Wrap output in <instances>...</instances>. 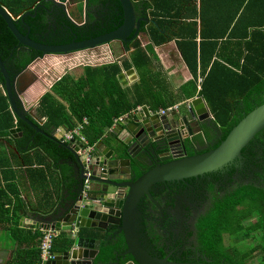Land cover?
Instances as JSON below:
<instances>
[{"label":"trees","instance_id":"trees-1","mask_svg":"<svg viewBox=\"0 0 264 264\" xmlns=\"http://www.w3.org/2000/svg\"><path fill=\"white\" fill-rule=\"evenodd\" d=\"M37 1L19 2L22 8L19 11L9 9L18 18L27 12L32 14L24 23L17 20V24L25 33L30 27V38L37 42L62 45L74 38L83 41L114 30L123 22L118 0L90 1L89 6L96 5V11L101 7L105 9L106 4L107 10L101 19L99 12L97 16L88 11L86 20L76 23L63 15L57 18L55 25L49 24L45 11L38 9L35 12L39 1L41 4L46 2ZM131 1L137 16H140V9L149 11L153 23L141 22L139 33L146 35L151 46L143 48L136 38L125 46L129 51L133 49L129 58L83 66L77 76L63 75L40 98L29 118L49 135L62 126L70 132L80 125L87 145L94 147L105 131L114 127L115 120L130 116L138 107H147L152 112L166 110L174 103L168 101L164 78L154 71L150 51L153 46L174 41L191 76L179 87L177 99L187 100L196 95L204 99L214 126L221 133L212 147L215 149L246 114L264 103V1L239 0L237 4L233 0ZM0 5L6 8L2 2ZM42 56V53L20 46L0 18V60L7 71L18 74ZM132 68L136 69L138 82L132 88L123 87L118 77L123 70ZM16 128L21 129L22 136L11 134ZM0 141L10 149L5 147L4 154L7 155L0 158V182H6L5 174L9 173L5 171L11 172L13 167L30 172L33 162L28 156L31 153L43 155L38 166H43L44 159L58 163L71 157L62 146H70V142L64 144L60 139L37 133L16 118L4 93L1 74ZM15 147L17 154L13 150ZM257 165L261 168V182L240 184L234 192L217 200L199 219L196 236L204 261L210 264H264V167ZM36 171L45 175L43 169ZM7 188L9 186L3 189L0 186V229L9 233L15 242H27L31 247L30 253L18 257V264H35L40 260L42 234L18 227L15 212L6 206L9 198L4 190ZM59 237L58 240H62L60 246L56 245L57 238L53 244L55 254L66 253L70 246L67 232L62 231ZM125 249L124 238L116 243H110L106 238L97 261L100 264L114 262L117 254ZM127 261L133 259L128 257Z\"/></svg>","mask_w":264,"mask_h":264},{"label":"water","instance_id":"water-1","mask_svg":"<svg viewBox=\"0 0 264 264\" xmlns=\"http://www.w3.org/2000/svg\"><path fill=\"white\" fill-rule=\"evenodd\" d=\"M49 1L57 9L66 12L68 0ZM118 2L123 11V22L120 26L93 36V38L83 41L74 39L72 42L62 45L37 42L30 38V27L27 28L26 33L18 28L17 20L20 19V22L24 23L26 17L32 16L30 12L18 18L0 5V18L10 28L19 45L42 53L41 59L45 55H68L114 42H120L126 47L130 45L138 38L140 23H153V20L145 13L137 16L131 0H118ZM39 7L41 5L37 6V8ZM29 68L30 66H27L22 72L13 75L6 70L4 63L0 60L4 93L18 120L28 124L37 133L55 139L53 134H47L29 118V111L22 101L28 86L21 84L20 77ZM118 78L123 86L127 82H138L134 69L121 73ZM35 80H37L36 76L33 81ZM202 125L215 127L213 116L201 96L188 101L185 113L172 111L165 115H157L151 114L146 107H142L138 114H131L124 122H120L112 130V134L117 135L126 149H107L108 154L101 153V159H94L90 181L95 189L90 190L91 195L88 193L86 199L78 194L77 197L72 196L70 199L63 200L51 212L43 216L42 219L53 222L51 228L67 232L70 238L67 252L56 254V261L48 264H96L101 242L95 237L98 233L105 232L108 224L119 226V231L123 234L127 246L124 257L130 256L135 264H179L168 262L166 259L152 258L143 249L136 230L138 204L141 197L144 194L149 195L148 189L154 184L195 178L222 170L234 161L240 162L242 151L249 146L255 135L264 129V103L246 114L215 149L210 146L207 151V147H204L196 150L199 153H204L187 157L186 146L192 148L197 146V139L203 133L200 127ZM185 127L186 133H184ZM18 133L19 136H22L19 128L11 131L15 137ZM70 144L74 147L62 146L74 158L82 183L85 179L82 176L81 159L77 156V152L82 146L74 140H71ZM179 150L184 155L176 153ZM164 151L167 152V157H172L171 162L154 166L136 182L130 183L121 178L125 175L119 168L125 162L128 169L126 175L131 174V160L136 157L132 156L134 152H138L142 158L150 159ZM124 156H128L130 160L123 161ZM32 224L38 226L37 222H32ZM84 231L89 233L85 235ZM119 258L117 257L115 264H119Z\"/></svg>","mask_w":264,"mask_h":264},{"label":"crops","instance_id":"crops-1","mask_svg":"<svg viewBox=\"0 0 264 264\" xmlns=\"http://www.w3.org/2000/svg\"><path fill=\"white\" fill-rule=\"evenodd\" d=\"M32 1L33 0H0V2L4 4L7 10L12 8V10L14 11H19V9H22L20 8L21 6L19 2L28 3ZM90 1L91 0H68L66 11L70 6L72 7L75 5H80L81 16H83V18L79 21L86 20L88 11L92 12L96 8V5L93 4L89 6ZM238 1L239 0H233V2L236 4L238 3ZM37 5H41V2L39 1ZM144 13L150 18L148 10L140 9V15ZM251 14L252 13H249V15ZM254 14H256V12ZM66 16L68 17L67 13ZM74 22L78 23V21ZM142 35L144 36V38H141ZM137 39L140 40L141 46L143 48L151 46L150 42L147 40L146 35L143 32L138 34ZM105 47L108 50V54H106L105 57L108 56L111 59V62H114L115 60L121 61L124 58H129L131 53L133 52V49L129 51L120 42H114ZM150 55L152 57L153 68L155 69L154 71L161 74L162 78H164V85L166 87V92H168V101L174 103L170 107H176V110L180 112H186V105L188 104V101L198 97V95L187 100H182L181 98L177 99L179 87L186 81H188L191 76L181 59L174 41L164 43L160 46H153L151 48ZM60 60H62V57H59V55H45L41 59L37 58L33 61V63L29 65V70L20 77L21 84L23 86H28L22 101L29 111V114L35 111L36 107L39 104L40 98L46 92L50 91L53 84L59 81V78H61L65 74H72L74 76H77L81 73L80 69L75 71H71V69L67 71L64 70V73L60 77L56 78L52 83H49L48 78L44 77L43 71L47 68V65H55L56 63L60 62ZM132 69H134L136 72L135 68ZM126 71L127 70H123L122 73H125ZM35 76L37 77V80L33 81ZM136 76L138 81L137 72ZM134 83L127 82L124 86L122 84L121 85L123 87L132 88ZM148 111L150 113L157 112H152L149 109ZM126 119L127 118H125L122 122H124ZM117 125L112 127V129L106 130L101 141H98V144L94 146V159H101V153L108 154L109 152L107 151V149H126V147L123 145V142L118 139L117 135L112 134V130H114ZM68 132L69 131L67 127L62 126L59 129L53 130L51 134H53L52 136L54 138L60 139V137ZM213 139V135H211L209 132L205 137H203V139L200 140V146H203V148L207 147V145L212 144ZM0 145L6 147V145L2 141H0ZM70 146L74 147V145L72 144H70ZM13 150L15 154H17L16 147ZM2 157L3 156H0V158ZM43 158V155L41 156V154L39 153H31L28 156V160L33 162V167L29 169L30 172H25V169H18V167H13L11 172H7L9 170L5 171V173H9L5 174L6 182H0L1 189H3V187L5 186H9V188L6 189L7 192L6 190H4L7 198H9V203H7L6 206L7 208H10L15 212L18 221V227L25 230H30L32 232L39 231L40 234H42L43 229H47V227L51 228V224L53 223L51 221L42 219L44 218L43 216H46L63 200L71 198L73 190L72 182L74 176L76 175V165L72 156L70 157V160H63L62 162L58 163L53 162V160L51 159H44L42 164L43 166H38L39 162ZM123 159H125V157ZM38 169H43L45 171V175L43 176L40 172L36 171ZM119 169L125 175V177L121 176V178L126 179V177L128 176L126 175L128 171L126 168V164ZM93 189H95V187H92V190ZM32 222H37L38 226L33 225ZM88 233L89 232H83V234L85 235H87ZM101 233L102 234L98 233L95 237L96 240H100L101 242L98 256L103 249V241L106 240V237L104 236L105 234L103 232ZM59 238H57V247L60 246L62 241H59ZM30 251L31 247L27 242H22L21 244H19L18 242H15L13 238H11L9 233L0 229V264H18V257H22L23 255H25V252L30 253ZM59 253L60 251L56 252V254Z\"/></svg>","mask_w":264,"mask_h":264},{"label":"flooded vegetation","instance_id":"flooded-vegetation-1","mask_svg":"<svg viewBox=\"0 0 264 264\" xmlns=\"http://www.w3.org/2000/svg\"><path fill=\"white\" fill-rule=\"evenodd\" d=\"M38 9L46 12V18L51 25H55L59 16L64 15L66 17V12L57 9L48 0L41 4V7L37 8L35 12ZM106 10L105 4V9L101 7L100 11H96L95 8V13L94 11L92 12L94 15H97L99 12L98 15L101 19ZM200 127L203 133L197 139V146L194 148L186 146L185 153L187 157L203 153L197 152L203 148V146H200V140L209 132L213 135L214 139L212 140V144L207 145V150H209L210 146H214L216 139L221 135L216 126L214 128H211L209 125H202ZM184 133H186V127L184 128ZM246 149V152L242 154V160L240 162L234 161L229 164L230 166L228 165V168L226 166L222 170L203 174L195 178L154 184L148 189L149 195L144 194L138 204L136 230L139 241L149 256L179 264L206 262L197 243V223L200 218L208 213L217 200L234 192L240 184L257 185L258 182H261L259 178L261 168L258 169L257 164L264 167V129L255 135L251 144ZM176 153L184 155L181 150ZM166 154L167 152L164 151L150 159H145L138 155V152H134L132 156L136 157L134 160H131V174L126 177V180L130 183L136 182L143 174L154 168V166L171 162L172 157H167ZM124 157L123 161L130 160L128 156ZM80 159L82 176L84 177L83 161L82 158ZM125 164L126 162L123 166ZM231 169L234 170L231 171ZM72 183L73 190L71 197H77V194L82 197V191L85 187L89 188V194L91 195L90 190H92V187H95L90 180L86 185L84 184L85 180L81 183L77 169ZM103 233L110 243H116L124 238L123 234L119 231V226L115 225L108 224L107 230ZM100 234L102 233L100 232ZM126 251L127 246L124 251L117 254L118 258L122 256L119 258V264H135L133 261H127V258L130 256L124 257ZM186 260L194 263L184 262ZM95 263L100 264L97 260ZM115 263L116 261L109 264Z\"/></svg>","mask_w":264,"mask_h":264},{"label":"built area","instance_id":"built-area-1","mask_svg":"<svg viewBox=\"0 0 264 264\" xmlns=\"http://www.w3.org/2000/svg\"><path fill=\"white\" fill-rule=\"evenodd\" d=\"M105 62L108 63L111 62V59L107 56L105 57L104 55ZM112 63V62H111ZM86 65H89L86 63ZM84 65V66H86ZM94 66V65H93ZM59 78L58 80H60ZM198 83H200V79H198ZM142 107H138L136 110L132 112V114H138L141 111ZM176 111V107H169L166 110L164 109H159L155 113L151 114H157V115H165L166 113ZM125 118L128 117H122L120 119L115 120L114 126L117 125L119 122H122ZM83 122L85 120L83 119ZM81 129L82 126L78 125L76 128H74L72 131L65 133L62 137H60V140L66 144V142H70L71 140H75L79 142V144L82 146L81 149L78 150L77 156L82 158L83 161V166H84V177H85V185L88 184L91 174H92V169H93V161H94V147L88 146L86 140L81 134ZM89 193V188L85 187L82 191V196L83 198H87ZM62 233L61 229L58 228H48V229H43L42 230V236H41V245H40V260H38L35 264H48V263H53L56 261L57 256L53 252V244L56 238H58Z\"/></svg>","mask_w":264,"mask_h":264},{"label":"rangeland","instance_id":"rangeland-1","mask_svg":"<svg viewBox=\"0 0 264 264\" xmlns=\"http://www.w3.org/2000/svg\"><path fill=\"white\" fill-rule=\"evenodd\" d=\"M66 13L73 21L79 22V20L83 18V16H81L80 5L70 6ZM105 46L107 45H102L94 49L83 50L68 55H59V57H62V60L55 65H47V68L43 71L44 77L48 78L49 83H52L56 78L60 77L64 73V70H81L86 63L91 66L104 63L106 60L104 59V55L106 56V54H108V50ZM0 151L3 153L2 156L7 155L4 154V151L7 150L2 145H0Z\"/></svg>","mask_w":264,"mask_h":264}]
</instances>
